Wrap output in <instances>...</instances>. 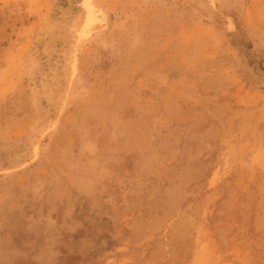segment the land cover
<instances>
[{"label": "rangeland", "instance_id": "rangeland-1", "mask_svg": "<svg viewBox=\"0 0 264 264\" xmlns=\"http://www.w3.org/2000/svg\"><path fill=\"white\" fill-rule=\"evenodd\" d=\"M0 264H264V0H0Z\"/></svg>", "mask_w": 264, "mask_h": 264}]
</instances>
